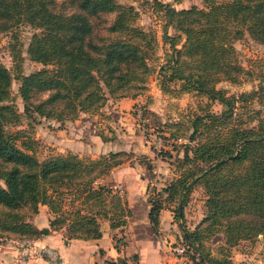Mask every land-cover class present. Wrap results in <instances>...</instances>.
Returning <instances> with one entry per match:
<instances>
[{
    "label": "trees",
    "instance_id": "16d2710c",
    "mask_svg": "<svg viewBox=\"0 0 264 264\" xmlns=\"http://www.w3.org/2000/svg\"><path fill=\"white\" fill-rule=\"evenodd\" d=\"M204 2V7L176 8L152 0L165 18L163 43L170 48L160 65L161 89L192 90L222 109L213 111L206 103L203 112L172 122L177 130H188L187 141L180 143L178 174L161 187L147 184L148 219L156 233L161 210L170 209L186 255L198 256L197 264H230L225 256H209L203 240L222 234L219 247L228 253L241 240L264 234V116L259 109L236 110L238 101L255 91L227 95L216 83L233 81L243 70L234 40L247 33L264 44V0ZM137 17L133 5L116 0H0V32L20 23L37 29L27 54L42 66L16 75L24 113L63 123L82 112L102 114L110 98L136 97L146 88L148 58L156 45V37L135 22ZM168 26L178 33H168ZM11 81L0 61V236L38 237L42 230L29 217L39 204L54 214L49 219L54 228L67 224L68 238L100 237L102 219L111 228L122 227L130 215L126 201L109 185L95 182L133 153L109 150L85 158L67 151L39 159L27 129L11 128L22 117L12 102ZM176 132L171 130L168 138H182ZM195 185L204 189L205 213L190 229L184 207ZM119 261L126 264L125 257Z\"/></svg>",
    "mask_w": 264,
    "mask_h": 264
},
{
    "label": "rangeland",
    "instance_id": "374dc122",
    "mask_svg": "<svg viewBox=\"0 0 264 264\" xmlns=\"http://www.w3.org/2000/svg\"><path fill=\"white\" fill-rule=\"evenodd\" d=\"M116 1L122 4L133 5L138 12V17L135 22L143 29L150 30L156 37V45H154L153 53L151 57L148 58V64L151 70L145 82L146 88L134 97L137 100L130 108L129 114L124 118L123 123L116 119V122H110V124H106L105 122L100 124L99 121L101 117L98 115L94 116L93 114H90L89 118L84 116L80 119V122L86 124L88 121L87 129L83 130L86 135L83 137L86 147L89 146L90 137L93 133L125 138V144L123 145L126 148L125 151L132 152L133 155L127 158L122 164L135 168V171H137L136 174L134 176H128L118 182L114 180L113 176L109 177V172V176H106L108 173L103 174L99 176L95 182V184L102 183L109 185L115 193L123 197L125 194L124 191L127 190L129 186L137 189L138 187L144 188L146 184L151 183L161 187L178 174L176 161L178 157L182 156L183 150L180 143L187 141L186 136L188 130H177L178 127L172 125L173 121H184L189 119L193 112H203L200 108L206 103H209L208 109L217 112L222 109V105L217 101L209 102L205 95L198 94L192 90L178 91L177 89L179 86H177L176 83H172L171 85L177 91H163L159 84V71L160 65L165 61V53L169 51L170 48L168 43H163V25L165 18L162 16V11L155 9L152 0ZM162 1H169L176 8L190 7L192 5L198 7L206 6L204 0H180L179 2H175L174 0ZM36 31L37 29L28 23H20L7 30L1 31L0 61L10 70L12 75L10 85L12 102L22 116L20 123L14 126L11 125V128L19 126L20 128L27 129V140L34 146L37 157L43 159L50 155L64 154L67 152L66 148H68V146L60 144L59 141L61 138H64L65 135H73V129L76 126L74 127V124L72 125L70 121L59 123L53 119L41 117L36 113L29 117L23 111L24 103L18 93L20 82L16 75L18 73H29L42 66L41 63L31 60L27 54L28 43L32 34ZM167 31L170 34L178 33L171 26L167 27ZM233 45L235 48V58L242 66L243 70L233 81L228 79L219 80L216 83V87L222 89L227 95H239L242 92L255 91L253 95L238 101L236 110L238 111L243 107L259 109L258 114L264 116V44L255 41L246 33L243 37L234 40ZM136 108H140V115L136 114ZM125 112L126 110H124V113ZM123 115L124 114H122V116ZM164 122L167 124H163ZM169 123L171 124L168 125ZM171 130L177 131L176 133L182 135V138L178 140L168 138ZM81 131L82 130L79 132ZM174 145L176 147H174ZM90 146L91 148L89 149L85 147L84 152L79 155L85 158H96L103 153L98 151L99 148L93 140ZM94 147L97 148V151H90ZM111 150L119 149L113 147ZM168 152L171 153V157H168ZM140 174L144 176H140ZM129 175L133 174L129 173ZM138 192L140 193V191L136 193ZM70 197H72V195L68 194V199ZM108 199L109 196L106 200L108 201ZM205 199L206 195L203 187L201 185H195L189 193L184 207L185 224L188 228H194L204 215ZM77 201H80V199H76L75 203H77ZM41 205L45 204H39L38 211L32 213L29 217L33 223L35 216L40 213ZM47 209L51 215L48 219L54 217V214L50 212L48 207ZM83 210L86 211V208L83 207ZM25 211L29 213V210L25 209ZM39 217L45 220L43 212L40 213ZM174 221L177 223L175 218ZM46 227L48 231L45 232V234L61 233L64 241L67 242L70 239L67 237L69 229L66 223L59 228H54L48 221ZM177 229H179L178 223L177 226H171L169 228L173 236L171 238L167 237L168 242H180V230L178 231ZM42 234L43 232L36 238H40ZM156 234L163 235V232L161 233L159 231V226ZM36 238L34 239L36 240ZM19 239L21 238L14 233H4L0 236V243H9L13 245L15 249L17 248V250H19ZM116 241L118 245L120 244V246H123L127 242L126 234H121L119 237L117 236ZM223 242L224 239L222 238V234H215L203 240L204 246L208 249L205 248L209 256H225L229 259L230 264H264V234L259 233L251 240H241L239 243L229 247L228 253L227 250L220 249L219 247L221 244L224 245ZM39 247L40 246L36 244L35 251L41 252ZM41 254L47 258L43 252H41ZM165 254L167 255V250H165ZM187 258L191 264H197L196 259L198 256H196L195 259L187 254ZM59 260L60 258L52 264H57ZM87 260H89L87 256L84 259L82 256L81 259L72 261L74 263L81 262L82 264V262L85 263ZM204 263L211 264L208 260L204 261ZM117 264H122L119 258Z\"/></svg>",
    "mask_w": 264,
    "mask_h": 264
},
{
    "label": "crops",
    "instance_id": "0c3cea01",
    "mask_svg": "<svg viewBox=\"0 0 264 264\" xmlns=\"http://www.w3.org/2000/svg\"><path fill=\"white\" fill-rule=\"evenodd\" d=\"M136 100V98L132 97L111 98L103 107L102 114L93 115L101 117L100 124L104 122L110 124V122H116V119L123 123L124 118L127 117L130 108ZM124 110H126L125 113ZM122 114L124 115L122 116ZM84 116L89 118L90 113L82 112L78 119H75L73 122L70 121L72 125L74 124V127L76 126L73 129V135H65L59 141L60 144L68 146L66 151H72L80 155L84 152L86 144H84L83 137L86 135L83 130L87 129L88 126V121L86 124L80 122V119ZM80 130L82 131L79 132ZM90 138V144L93 140L99 148L98 151L101 152L109 151L113 147L119 150L126 149L123 146L125 144L124 137L107 136V139H103L98 133H93ZM90 144L86 147L87 149L91 148ZM96 149L94 147L90 151H97ZM136 172L135 168L121 164L110 171V176L109 173L106 176H113L114 180L119 182L128 176H134ZM129 173L133 175H129ZM140 176L144 175L140 174ZM146 186L147 184L144 188L138 187L137 189L129 186L124 191L123 198L130 209V215L126 217V223L122 227L111 228L109 221L102 219L100 221L102 234L98 238H70L66 242L62 238L61 233L45 234L43 228H47L48 218L51 215L47 211L46 205H41L40 213H44L45 220L39 217L40 213L34 218V223L43 232L40 238H36V244L39 246L51 245L55 248L60 258L57 264H81V262L74 263L73 261L81 259L82 256L83 259L86 256L89 259L85 263L82 262V264H113V262L117 264V259L125 256L127 257H125L126 264H170L173 257L168 250V244L171 242H168L167 237L171 238L173 236L169 228L177 226V223L174 221L170 209H162L159 216V231L163 232V235H158L154 232L148 219L149 203L147 201ZM137 191H140V193H136ZM177 230L179 231V229ZM121 234H126L127 239V242L124 245L122 244L123 246L118 245L116 241V237L121 236ZM165 250H167V255L165 254ZM0 264L52 263L39 251H32L30 255L22 257L20 251L17 248L15 249L13 245L0 243Z\"/></svg>",
    "mask_w": 264,
    "mask_h": 264
},
{
    "label": "built area",
    "instance_id": "2783aa9c",
    "mask_svg": "<svg viewBox=\"0 0 264 264\" xmlns=\"http://www.w3.org/2000/svg\"><path fill=\"white\" fill-rule=\"evenodd\" d=\"M140 108H136V114L140 115ZM19 243V251L21 256H28L32 251H35L36 240L34 238H21L18 240ZM40 251L43 252L47 256V260L50 263H55L58 258V252L56 249L49 245H42L39 247ZM168 250L172 255L173 259L170 264H191L187 258L185 253L186 246L182 243H169Z\"/></svg>",
    "mask_w": 264,
    "mask_h": 264
},
{
    "label": "water",
    "instance_id": "95a60500",
    "mask_svg": "<svg viewBox=\"0 0 264 264\" xmlns=\"http://www.w3.org/2000/svg\"><path fill=\"white\" fill-rule=\"evenodd\" d=\"M47 230H48L47 228H43V231H44V232H47Z\"/></svg>",
    "mask_w": 264,
    "mask_h": 264
}]
</instances>
